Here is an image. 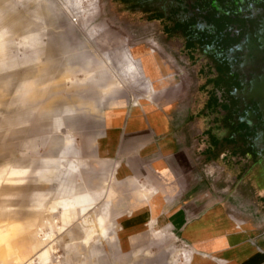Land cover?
<instances>
[{"label": "rangeland", "instance_id": "obj_1", "mask_svg": "<svg viewBox=\"0 0 264 264\" xmlns=\"http://www.w3.org/2000/svg\"><path fill=\"white\" fill-rule=\"evenodd\" d=\"M142 1L0 0V264L264 254V44L225 72ZM48 160L77 165L102 222L51 212L59 182L34 177Z\"/></svg>", "mask_w": 264, "mask_h": 264}, {"label": "flooded vegetation", "instance_id": "obj_2", "mask_svg": "<svg viewBox=\"0 0 264 264\" xmlns=\"http://www.w3.org/2000/svg\"><path fill=\"white\" fill-rule=\"evenodd\" d=\"M139 9L157 12L172 23L171 32L212 48L225 72L235 70L238 59H250L253 50L262 59L257 48L264 44V0H144Z\"/></svg>", "mask_w": 264, "mask_h": 264}, {"label": "crops", "instance_id": "obj_3", "mask_svg": "<svg viewBox=\"0 0 264 264\" xmlns=\"http://www.w3.org/2000/svg\"><path fill=\"white\" fill-rule=\"evenodd\" d=\"M43 42L41 37H37L33 40H26L24 43V48L26 50H31L34 46L42 47ZM71 61H69L70 64ZM96 79H99V75L95 72L94 76L90 79L83 81L81 78L77 79L78 84H89L95 83ZM76 83V84H77ZM64 153H71L70 149L64 150ZM55 160H48L47 165L43 170H37L34 172V177L37 183H48L50 181H58V190L59 202H54L51 212H58L60 215L62 212H65L67 215L64 216L66 223L71 222L76 215H80L83 217L84 222H102L104 216H96L95 219L85 220L86 215L89 214V211L92 210L93 203L88 204L89 200L94 199L97 195V191H93L86 184L82 187H75L74 181L72 178L74 174L76 177H80L81 173L77 172V165H70L69 169H66L62 175H58L55 170ZM168 164V163H167ZM25 172H28L27 169H13L12 173L15 175H20ZM41 206V203L37 205V208ZM62 218V217H61ZM45 224L51 223L49 221H45ZM34 258L28 261L26 264H47L49 263V252L47 249L40 252L38 255L33 256ZM231 264H264V254L258 253L257 251L245 248V249H232V263Z\"/></svg>", "mask_w": 264, "mask_h": 264}, {"label": "bare ground", "instance_id": "obj_4", "mask_svg": "<svg viewBox=\"0 0 264 264\" xmlns=\"http://www.w3.org/2000/svg\"><path fill=\"white\" fill-rule=\"evenodd\" d=\"M42 240H45V236L42 238Z\"/></svg>", "mask_w": 264, "mask_h": 264}]
</instances>
